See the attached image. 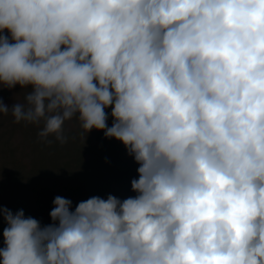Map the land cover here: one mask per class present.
I'll use <instances>...</instances> for the list:
<instances>
[{"label": "clouds", "instance_id": "1", "mask_svg": "<svg viewBox=\"0 0 264 264\" xmlns=\"http://www.w3.org/2000/svg\"><path fill=\"white\" fill-rule=\"evenodd\" d=\"M17 85L0 116L49 143L103 131L138 179L55 197L47 225L0 208L2 264H264V0H0Z\"/></svg>", "mask_w": 264, "mask_h": 264}, {"label": "trees", "instance_id": "2", "mask_svg": "<svg viewBox=\"0 0 264 264\" xmlns=\"http://www.w3.org/2000/svg\"><path fill=\"white\" fill-rule=\"evenodd\" d=\"M4 34L8 35L7 31ZM25 91L19 85L12 90L0 89V99L11 108L23 102ZM106 112L111 127V107ZM40 127L16 124L10 115L0 116V208L13 213L23 209L26 217L47 225L52 223L49 213L57 196L71 200L74 209L93 196L107 199L113 195L123 200L136 195L131 181L138 179L139 165L120 141L95 129L85 139L73 119L65 123L67 143L61 144L54 137H49V143L39 138ZM5 227L0 215V248L4 247Z\"/></svg>", "mask_w": 264, "mask_h": 264}]
</instances>
